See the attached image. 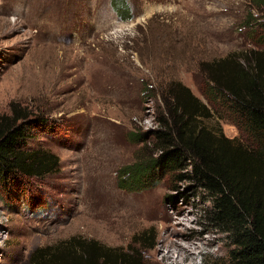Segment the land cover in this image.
I'll list each match as a JSON object with an SVG mask.
<instances>
[{
	"label": "rangeland",
	"instance_id": "1",
	"mask_svg": "<svg viewBox=\"0 0 264 264\" xmlns=\"http://www.w3.org/2000/svg\"><path fill=\"white\" fill-rule=\"evenodd\" d=\"M255 4L0 0V114L17 104L45 119L48 128L29 131L27 148L59 158L55 173L21 189L31 192L24 199L46 202L42 211L16 194L0 195V264H29L36 248L73 237L135 249L142 264H171L162 259L168 251L172 264H229L226 235L205 218L211 201L191 183L167 176L127 193L117 172L143 147L128 134L159 127L171 85L181 83L212 108L201 65L253 47L249 15L264 18ZM216 109L206 126L252 146L225 109Z\"/></svg>",
	"mask_w": 264,
	"mask_h": 264
},
{
	"label": "trees",
	"instance_id": "2",
	"mask_svg": "<svg viewBox=\"0 0 264 264\" xmlns=\"http://www.w3.org/2000/svg\"><path fill=\"white\" fill-rule=\"evenodd\" d=\"M255 3L264 13V0ZM249 17L254 26L253 47L201 65L208 90L205 97L213 109L187 87L174 83L164 96L159 127L128 134V141L143 147L134 163L117 172L118 188L127 193L151 189L167 176L191 183L211 201L205 218L226 235L231 247L229 264H264V22L258 20L264 18ZM216 105L225 109L223 113L252 146L206 126L213 118L212 111L218 113ZM47 128L45 119L31 117L17 104L10 106V115L0 114L2 200L16 194L31 208H45L46 202L37 195L26 194L24 199L23 191L31 192L21 189L59 167L54 154L27 148L29 131ZM142 238L151 240L145 234ZM29 264H142V259L135 249H112L73 237L36 248Z\"/></svg>",
	"mask_w": 264,
	"mask_h": 264
},
{
	"label": "bare ground",
	"instance_id": "3",
	"mask_svg": "<svg viewBox=\"0 0 264 264\" xmlns=\"http://www.w3.org/2000/svg\"><path fill=\"white\" fill-rule=\"evenodd\" d=\"M167 238L164 239V242L166 241ZM180 239L184 240L185 238L183 237V235H181ZM168 243V242H167ZM170 244V243H169ZM177 247V250L179 251V253H186L187 252V249L182 247V246H176ZM156 253H160V250L156 251ZM173 253L171 251H168L166 255H162V259H165L167 258V262L169 263H173L175 260L173 259ZM177 263V261H176Z\"/></svg>",
	"mask_w": 264,
	"mask_h": 264
}]
</instances>
